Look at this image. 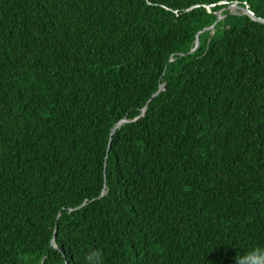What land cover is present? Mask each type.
I'll return each instance as SVG.
<instances>
[{"label": "trees", "instance_id": "16d2710c", "mask_svg": "<svg viewBox=\"0 0 264 264\" xmlns=\"http://www.w3.org/2000/svg\"><path fill=\"white\" fill-rule=\"evenodd\" d=\"M234 1L264 18V0H0V264L264 248V23L202 30Z\"/></svg>", "mask_w": 264, "mask_h": 264}, {"label": "water", "instance_id": "95a60500", "mask_svg": "<svg viewBox=\"0 0 264 264\" xmlns=\"http://www.w3.org/2000/svg\"><path fill=\"white\" fill-rule=\"evenodd\" d=\"M225 10H226V13L223 14L222 12L225 11ZM238 13H245V14L249 15L252 19L264 23V18H261V17L256 16V15H255V14L249 9V6H248L246 3H244V5H240V4L238 3V1H234V2H232V3H230V4H227L226 6L222 7L220 10H218V11L216 12V19L214 20V22H213L209 27H206V28H204V29H202V30H205V29H211V31H210V36H211V35L213 34V29H214L215 24H216L220 19L224 18L226 15L238 14ZM198 44H199V39H198V37H197V38H196L195 46H194L190 51H193V50L198 46ZM163 87H164V86L161 85V86L159 87V90H158L156 93H154V94L149 98V100H151V99H152V98H153V97H154L159 91H161V90L163 89ZM149 100H148V101H149ZM145 108H146V106L144 107L142 114L145 112ZM124 121H125V120H122V121H120V123H121V122H124ZM118 125H119V123L115 124V126H114L113 129L111 130V133H110V139H111L112 134H113L114 131H115V128H116ZM109 148H110V143H109L108 149H109ZM104 167H105V168H104V171H105V169H106V161H105ZM103 193H104V191L102 192L101 195H103ZM55 232H56V228H55ZM54 239H55V234L53 235L52 243H53V245L56 246V244L54 243Z\"/></svg>", "mask_w": 264, "mask_h": 264}, {"label": "clouds", "instance_id": "9594fccd", "mask_svg": "<svg viewBox=\"0 0 264 264\" xmlns=\"http://www.w3.org/2000/svg\"><path fill=\"white\" fill-rule=\"evenodd\" d=\"M100 253L93 251L88 257L90 264H99ZM237 264H264V248H253L247 255L240 257Z\"/></svg>", "mask_w": 264, "mask_h": 264}]
</instances>
